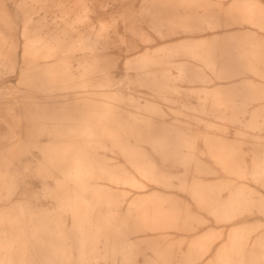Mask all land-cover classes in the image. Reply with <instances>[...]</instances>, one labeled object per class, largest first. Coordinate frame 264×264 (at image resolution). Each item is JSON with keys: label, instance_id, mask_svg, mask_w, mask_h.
<instances>
[{"label": "bare ground", "instance_id": "6f19581e", "mask_svg": "<svg viewBox=\"0 0 264 264\" xmlns=\"http://www.w3.org/2000/svg\"><path fill=\"white\" fill-rule=\"evenodd\" d=\"M148 3L141 14L149 18L160 39L188 37L175 47L157 53L146 52L129 60L126 69L136 72L135 79L128 78L130 83L181 93L175 89L171 74L148 72L154 66L174 62V58L181 56L199 62L203 68L179 64L178 80L202 86L214 83L213 90L206 91L202 105L208 100L219 107L233 105L236 97H240L244 103L248 102L249 109L255 108V102L264 101V86L246 77L249 72L264 77L260 71L264 68L261 44L264 4L259 2L255 7L252 20L255 30L250 36L254 46L247 54L234 56L219 39L220 33L235 27L233 16L221 22L220 16L210 13L202 19L194 14L187 18L176 15L180 10L193 13L205 8L206 0ZM84 15L89 16L88 12ZM131 17L135 18L133 14ZM91 29L94 32L80 37L76 49L92 53L96 43L107 34L108 25L100 22L97 28ZM128 29L132 34H139L132 24ZM142 37L147 43L153 41ZM60 47L62 54L74 51L61 45L50 53ZM137 49L135 44L128 46V52ZM80 67L84 75L107 71L98 58ZM205 69L215 78H210ZM56 73L58 71L48 70L43 81L61 79ZM119 91L100 99L90 98L82 107L71 106L72 114L62 119L57 117L55 109L30 111L39 133L48 134L50 141L43 146L26 144L18 136L19 143L13 144L11 149L40 150L43 172L38 174L44 180L54 181L53 187L43 186L49 205L33 207L26 194H22L19 202L4 205L7 197L11 198L19 189L20 173L12 171L10 166L16 162L22 164L24 153H0V177L4 187H0V264H264V233L253 237L262 227L260 224L229 229L226 242L220 246L215 245L214 231L197 237L186 249L176 248L168 240L174 230L195 233L206 224L191 204L184 201L187 195L199 210L223 226L234 225L255 214L264 216V193L246 182L250 179L264 189L263 140L250 135L254 153L249 164L243 141H229L209 132L201 135L190 124L168 122L155 105L131 101L134 110L125 111ZM9 94L3 89L0 103L9 100ZM42 113L48 121L38 118ZM261 113L264 117V107ZM220 115L228 114L221 112ZM236 121L242 124V120ZM208 127L214 126L208 124ZM239 134L249 135L242 131ZM103 139L112 141L131 169L121 162L109 163L100 157L97 150L106 147ZM200 139L204 141L205 150L199 146ZM201 154H208L213 164L203 160ZM219 171L225 175L222 180L204 177ZM191 172L195 174L188 179ZM174 173H184L187 178H178L176 183ZM144 244L151 255L143 250Z\"/></svg>", "mask_w": 264, "mask_h": 264}, {"label": "rangeland", "instance_id": "374dc122", "mask_svg": "<svg viewBox=\"0 0 264 264\" xmlns=\"http://www.w3.org/2000/svg\"><path fill=\"white\" fill-rule=\"evenodd\" d=\"M154 1L163 0H0V92L5 89L10 93L9 100L0 103V145H2L0 153H8L7 151L24 153L21 157L22 164L16 162L10 166L12 171L20 173L19 189L11 198L7 197L5 206L22 200V194L27 195V200L33 207L50 204L44 194L43 186L48 184L53 187L54 181L53 179L44 180L40 175L43 172L40 150L26 147H22V150L11 149L13 144L19 143L18 136L26 144L43 146L50 141L48 134L42 136L39 133L34 115H30V111L55 109L57 117L62 119L65 115L69 117L72 114L71 106L82 107L90 98L100 99L103 95H111L119 89L118 94L123 98L122 105L125 111L134 110L131 107V101L139 105H155L163 113V119L168 122L178 121L184 125L190 124L197 128L201 135L209 132L227 138L229 141L241 140L244 142L242 148L246 153V160L251 164L254 146L250 135H257L264 142V117L261 113L264 101L255 102V108L249 109L248 102L244 103L240 97H236L233 105L219 107L209 100L202 105L201 102L206 100V91L211 92L214 83L202 86L199 83L187 84L178 80L179 64L195 69L203 68L199 62L181 56L174 58V62L154 66L148 70L153 73L171 74L175 89L181 93L174 89L161 90L151 85L129 82V77L131 79L136 77L135 71L126 69V63L129 60L146 52H161L187 41V35L160 39L151 27L149 18L141 14L144 5ZM259 2L264 4V0H206L208 4L205 8L201 7L193 13L180 10L176 12V15L187 18V15L194 14L196 18L202 19L210 13L220 16L221 22L233 16L235 27L220 33L219 39L228 48L230 55L241 56L247 54L254 46L250 36L255 30L252 20L256 11L255 7ZM223 10L225 12H222ZM86 12L88 17H84ZM132 14L135 18L131 17ZM170 14L173 15V12ZM100 22L108 25V32L96 43L94 51L88 53L76 49L80 37L88 36L94 29L91 28H97ZM129 24L135 26L138 35L129 31ZM142 36L153 41L147 43ZM130 44L137 45L138 49L128 52ZM261 44L264 46V41H261ZM61 45L74 51L62 54L63 48L60 47L55 53H50ZM94 58L100 59L107 71L84 75V69L80 65ZM64 67L69 68L63 69ZM48 70L58 71L57 78L61 79L50 83L44 82V74ZM205 70L210 78H215L207 69ZM260 71L264 73V68ZM70 74L73 75L71 79ZM246 77H248L247 80L264 86L262 81L264 77L251 72L246 74ZM14 98L16 101H13ZM221 112L228 115L222 116ZM38 118L48 121L43 113ZM238 119L242 120V124L236 121ZM208 124H213L214 127H208ZM216 126L225 130H218ZM239 127L241 129H238ZM241 131L249 135L239 134ZM103 140L106 147L97 150L100 157L109 163L121 162L127 169H131L119 150L113 147L112 141ZM199 146L205 150L203 139H200ZM145 149L151 152L148 145H145ZM201 158L213 164L208 154H201ZM214 167L220 170L218 166ZM0 168H2L1 164ZM179 169L182 170V168ZM177 170L175 171L178 172ZM194 174L191 172L188 179H191ZM173 175L177 177L174 179L176 183L178 178H187L184 173ZM204 177L207 180H222L225 175L219 171L215 175ZM246 182L264 193V189L254 181L248 179ZM0 187H3L1 177ZM36 198L39 200L36 201ZM183 199L204 218L206 224L200 226L195 233L174 230L168 240L176 248L186 249L194 239L210 231L216 232L215 245L220 246L226 242L229 229L238 225H262L253 234L254 238L264 233V216L261 214H255L234 225L223 226L217 224L206 212L199 210L189 195L184 196ZM142 248L149 255L152 254L146 244Z\"/></svg>", "mask_w": 264, "mask_h": 264}]
</instances>
